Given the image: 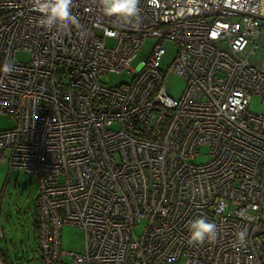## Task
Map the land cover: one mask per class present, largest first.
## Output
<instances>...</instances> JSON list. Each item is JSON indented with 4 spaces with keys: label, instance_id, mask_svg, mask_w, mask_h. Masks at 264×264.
<instances>
[{
    "label": "built area",
    "instance_id": "obj_1",
    "mask_svg": "<svg viewBox=\"0 0 264 264\" xmlns=\"http://www.w3.org/2000/svg\"><path fill=\"white\" fill-rule=\"evenodd\" d=\"M74 2L81 29L54 35L29 0H0V67L14 66L0 72V114L15 121L0 161L37 180L40 263L264 264V113L248 107L264 105V0H140L139 27ZM123 71L128 83L101 81ZM170 73L185 81L178 97ZM200 217L217 238L190 244ZM63 224L83 232L80 252L62 249Z\"/></svg>",
    "mask_w": 264,
    "mask_h": 264
},
{
    "label": "rangeland",
    "instance_id": "obj_2",
    "mask_svg": "<svg viewBox=\"0 0 264 264\" xmlns=\"http://www.w3.org/2000/svg\"><path fill=\"white\" fill-rule=\"evenodd\" d=\"M107 47L112 45L108 40ZM151 42L147 40L139 49L132 65L137 67L142 59H145ZM164 53L159 58V68L167 69L171 64L176 46L172 42L163 44ZM264 55L257 56L260 60ZM17 58L20 61L28 60V53L19 51ZM131 72L107 73L101 77V81L108 86H118L122 83H128L131 79ZM185 86V81L177 74L170 73L165 79V87L169 94L178 97ZM249 110L256 113H264V105L260 103L258 96H253L249 104ZM14 119L6 114H0V130L9 129L14 126ZM202 153L207 152V148L201 149ZM208 157L200 155L194 159V162H202ZM37 180L22 171L13 169L8 171L7 160L0 161V229L3 235L0 236V254L5 264H41L40 251L36 241L35 230V209L38 195ZM143 224L137 229L140 233ZM61 247L67 251L80 252L83 248V232L69 224H63L60 232ZM19 254V259H13V252Z\"/></svg>",
    "mask_w": 264,
    "mask_h": 264
},
{
    "label": "clouds",
    "instance_id": "obj_3",
    "mask_svg": "<svg viewBox=\"0 0 264 264\" xmlns=\"http://www.w3.org/2000/svg\"><path fill=\"white\" fill-rule=\"evenodd\" d=\"M34 12L40 14L37 19V26L48 32L55 28L57 33H70L72 29H81L82 25L78 14L74 13V0H29ZM140 0H91V5L95 6L104 16L113 17L117 21L139 27ZM83 35V33H78ZM14 71V66L5 62L0 67V72L5 74ZM190 244H203L214 242L218 235L217 225L208 221L204 217L192 220L188 224ZM237 238L240 244L244 243L247 235L246 229L239 231Z\"/></svg>",
    "mask_w": 264,
    "mask_h": 264
},
{
    "label": "crops",
    "instance_id": "obj_4",
    "mask_svg": "<svg viewBox=\"0 0 264 264\" xmlns=\"http://www.w3.org/2000/svg\"><path fill=\"white\" fill-rule=\"evenodd\" d=\"M258 41L260 45L259 53L261 55H264V21H262V26L258 36ZM261 219L262 221H264V205H262V209H261Z\"/></svg>",
    "mask_w": 264,
    "mask_h": 264
},
{
    "label": "water",
    "instance_id": "obj_5",
    "mask_svg": "<svg viewBox=\"0 0 264 264\" xmlns=\"http://www.w3.org/2000/svg\"><path fill=\"white\" fill-rule=\"evenodd\" d=\"M17 258H18L17 252L14 251V252H13V259H17Z\"/></svg>",
    "mask_w": 264,
    "mask_h": 264
},
{
    "label": "trees",
    "instance_id": "obj_6",
    "mask_svg": "<svg viewBox=\"0 0 264 264\" xmlns=\"http://www.w3.org/2000/svg\"><path fill=\"white\" fill-rule=\"evenodd\" d=\"M17 255H18V258H17V259H19V254H18V252H17Z\"/></svg>",
    "mask_w": 264,
    "mask_h": 264
}]
</instances>
